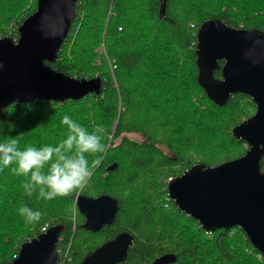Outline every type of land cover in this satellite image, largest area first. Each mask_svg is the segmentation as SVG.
Here are the masks:
<instances>
[{"label": "trees", "instance_id": "1", "mask_svg": "<svg viewBox=\"0 0 264 264\" xmlns=\"http://www.w3.org/2000/svg\"><path fill=\"white\" fill-rule=\"evenodd\" d=\"M36 8L37 0H0V36L17 38L19 25ZM75 9L57 59L46 63L77 78L100 77L102 92L15 101L0 109V142L16 137L21 149L55 145L67 136L61 120L69 115L89 131L102 125L106 150L88 156L90 163L102 159L82 189L51 201L26 195V177L11 171L15 165L0 171V264L13 260L43 226L58 223L61 264H83L124 231L134 239L117 264H150L166 253L176 255L166 264H264L242 227L206 230L167 190L168 179L194 163L218 165L247 151L246 140L231 129L257 105L244 92L233 93L224 105L207 95L198 79L197 31L212 17L264 31V0H79ZM102 45L105 52L99 53ZM214 75L221 77V68ZM260 165L264 170V155ZM79 194L115 197L113 222L86 229ZM23 205L42 211V218L27 223L18 212Z\"/></svg>", "mask_w": 264, "mask_h": 264}, {"label": "water", "instance_id": "2", "mask_svg": "<svg viewBox=\"0 0 264 264\" xmlns=\"http://www.w3.org/2000/svg\"><path fill=\"white\" fill-rule=\"evenodd\" d=\"M79 0H37L36 10L19 25V36L0 37V109L15 101L79 99L103 90L100 77L77 78L56 70L53 62L67 37ZM198 79L207 95L224 105L235 92L251 96L255 113L233 126L234 137L246 140L247 151L218 165L197 162L168 179L167 190L176 204L200 221L206 230L244 229L264 254V31L232 27L218 17L205 19L197 31ZM224 60L220 66L219 61ZM222 70L217 78L214 71ZM114 162L107 166L112 170ZM77 206L85 215L84 227L97 231L113 222L119 205L115 197L79 194ZM63 225L21 244L17 256L4 264H60L57 248ZM134 236L124 231L87 257L83 264H117L129 252ZM176 260L174 253L150 264Z\"/></svg>", "mask_w": 264, "mask_h": 264}, {"label": "clouds", "instance_id": "3", "mask_svg": "<svg viewBox=\"0 0 264 264\" xmlns=\"http://www.w3.org/2000/svg\"><path fill=\"white\" fill-rule=\"evenodd\" d=\"M61 123L67 126V136L55 145H28L21 149L16 137L0 142V171L15 165L11 171L26 177L23 188L29 197L38 193L39 199L51 201L82 189L101 163L100 156L91 163L88 156L105 152V128L97 125L89 131L69 115H64ZM18 212L27 223H36L43 216L42 211L27 205Z\"/></svg>", "mask_w": 264, "mask_h": 264}, {"label": "built area", "instance_id": "4", "mask_svg": "<svg viewBox=\"0 0 264 264\" xmlns=\"http://www.w3.org/2000/svg\"><path fill=\"white\" fill-rule=\"evenodd\" d=\"M98 52H99V53H104V52H105V46H104V45L100 46L99 49H98ZM97 62H99V59H97ZM111 64H112V63H111ZM115 67H116L115 64L111 65V69H112V70H113ZM43 230L46 231V226L43 227Z\"/></svg>", "mask_w": 264, "mask_h": 264}, {"label": "rangeland", "instance_id": "5", "mask_svg": "<svg viewBox=\"0 0 264 264\" xmlns=\"http://www.w3.org/2000/svg\"><path fill=\"white\" fill-rule=\"evenodd\" d=\"M0 37H3V36H0ZM132 136L135 137V138H138V139H142V136L139 135V134H132ZM57 247H58V244H57Z\"/></svg>", "mask_w": 264, "mask_h": 264}, {"label": "bare ground", "instance_id": "6", "mask_svg": "<svg viewBox=\"0 0 264 264\" xmlns=\"http://www.w3.org/2000/svg\"><path fill=\"white\" fill-rule=\"evenodd\" d=\"M44 227V226H43ZM43 227H42V230H43ZM48 228H47V226H46V230H47ZM44 231V230H43ZM67 251V250H66Z\"/></svg>", "mask_w": 264, "mask_h": 264}]
</instances>
